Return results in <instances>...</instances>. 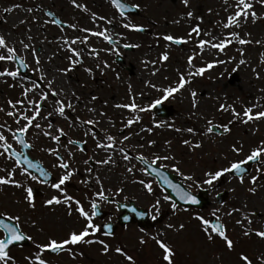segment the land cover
I'll use <instances>...</instances> for the list:
<instances>
[{
    "label": "rangeland",
    "instance_id": "obj_1",
    "mask_svg": "<svg viewBox=\"0 0 264 264\" xmlns=\"http://www.w3.org/2000/svg\"><path fill=\"white\" fill-rule=\"evenodd\" d=\"M177 1H143L144 6L149 5L144 10L147 19L138 20V23H146L147 27L153 30V36H144L148 38L144 42H139L136 36L132 39L135 40L134 42L154 46L153 51L149 53L151 66L149 79L150 84L156 87L151 85L147 88L146 77L139 82L138 76L131 77L124 67L115 62V56H123V52L117 51L116 47L110 45L103 37L82 31L85 28L93 32L107 29L109 34L117 39L115 29L111 26L117 27L118 21L111 13L106 14L105 24L101 25L103 27H95L91 25L83 7L75 12L72 8L74 15L73 18H69V21L76 27L64 37L61 32L52 29L50 20L42 12L44 6L51 5L52 0H0V26L2 29L9 28L10 34L6 35L7 39L9 40L14 32V42L23 50H26L24 44H31L33 47L28 49L30 52L27 53V60L28 64L34 67L41 86L48 90V82L51 81V90L62 89L59 99L65 102L71 101L74 106V110L66 108V116L71 119H65L53 112L56 97L50 95L45 101L47 106L41 111V116H47L49 112H53V115L48 119L37 118L36 122L40 123L43 129L32 127L28 132L29 139L44 155L42 160L46 164L52 161L46 153L50 152L48 149H61V144H57L43 134L44 131L49 130L47 127L49 122L54 125L51 129L53 134H57L56 130L59 128H63L66 134H76L73 129L79 127L88 133L84 137L91 139L92 146L96 150L104 151L103 160L111 157L112 162L108 163L111 169L108 173L111 172L116 178L112 185L117 180L123 179V183L132 181L137 185L139 194L143 195L147 191L145 184L140 183L143 180L152 185V192H147L154 204L157 200L160 201L159 211L154 209V215H157L158 219L154 221L155 226L147 233L140 230L125 232L121 243L108 240L106 243L111 249L108 253L103 251V246L99 243L69 245L65 247L64 253L55 256L45 251L42 258L49 264H167L163 260V249L160 248L157 239L153 238L157 234L160 240L166 241L174 248L175 264H245L241 259L242 254L248 255L253 264H262L264 238L256 235L253 230L264 231V178L258 181V190L255 194L249 191L253 187L251 177L260 175L257 167L252 169L250 176L246 177L243 183L228 177L224 179L221 177L212 185L205 184L204 180L206 172H215L228 167L231 162L243 160L254 147L264 141V119L243 123V117L237 118L231 111V108L235 107L236 111L242 114L246 106H256L254 112L264 111V62H262L264 5L260 3V0H251L258 18L253 19L249 15L247 19H241L239 26L225 29L221 22L226 23L228 16L236 11L233 7L236 0H227V2L225 0H189L187 5L183 0ZM76 2L79 5L84 4V0H76ZM6 8L10 11L5 12ZM188 12H192L193 16L189 18ZM196 25L200 26L203 33H211V37L225 38L229 32H237L241 38L250 40L252 43L241 45L237 39H233L222 52L208 46L201 52L196 34H193L182 48L170 45L163 38L165 35L187 37L191 28ZM78 28H80L79 31ZM122 33L126 34V31L123 30ZM203 33L201 35L205 40L211 39ZM86 36L88 37L86 44L72 45L81 52L83 63L78 64L71 71L62 73L60 69L69 68V57L72 55L67 50L64 39L71 40L76 37L84 39ZM139 38L142 39L140 36ZM94 45L99 48L100 57L94 55L95 57L92 58V55H89L95 49ZM165 52L169 56L167 61L161 59ZM193 55L196 58L190 65L188 58ZM36 59L39 60V64L36 63ZM241 59H245L246 63L240 65ZM134 61V56L129 55L124 66L131 70ZM105 62L109 65L108 67H105ZM208 63H213L214 66L207 69L203 75L192 77L190 84L166 100L175 106L176 116L166 122L157 120L151 114L150 106L157 99L163 100L165 93L162 90L175 86L182 73L186 75L194 67H204ZM90 65L92 67H89ZM8 67H10L8 63L3 62L0 70L8 69ZM88 68L92 69L91 73L86 70ZM41 76L45 79L40 80ZM59 79L66 80L65 86L58 84ZM7 82H12L15 86L12 90L0 95V102L9 100L15 102L22 99L23 85L29 81L14 80L5 76L2 83ZM192 91L197 93L196 107L193 106ZM32 98L38 100L39 95L35 94ZM133 98L137 105L147 110L134 112L131 109L117 107V105L132 103ZM222 104L228 107L221 110ZM10 109L12 111V108ZM137 116L140 120L126 127L127 121L135 120ZM77 118L83 121L91 119L98 123L80 125ZM224 125L230 129L226 135L207 132L209 126H218L220 131L224 132L222 127ZM149 128L152 130L148 131ZM188 128L194 131L189 133ZM107 135L115 138L114 150L97 147L98 141L110 143L106 139ZM124 136H128L129 139L124 140ZM185 140L189 143L185 144ZM233 145L242 148V151L234 152ZM121 147L124 149L123 153L119 150ZM125 153L130 159L124 158ZM139 156L145 157L149 162L155 156L171 157L167 161H158L156 165L179 176L183 184L194 193H198L200 189L213 191L211 206L201 214L173 207L170 199H164L168 195L136 161V157ZM261 159L264 160V157ZM73 160L76 161L75 166L81 165L77 156ZM108 164L104 165L108 167ZM176 167L180 169L178 172L175 170ZM129 168L132 171H128ZM188 176L192 179H186ZM35 183L30 184L34 186ZM52 190L49 188L47 197L39 202L40 204L46 203L53 197ZM223 190L229 193V199L224 205H218L215 196ZM6 199L7 196L0 191V212L4 211L3 204ZM253 212L256 214L252 215ZM23 216L22 222L26 234L31 235L33 239L30 240L28 247L11 253L15 257L16 264H30L29 258L34 259L38 251L37 245L45 244L52 238L60 241L67 238L71 232L82 230L81 220L63 219L64 213L62 214L54 206L45 210L40 208L37 214L35 207L26 205ZM197 217H204L209 221L212 217L219 219L229 238L234 241V248L229 249L226 242L211 233V230L209 234L213 235V239H209V234L205 233L204 226ZM249 218L251 223L248 222ZM180 225H183L182 229ZM246 231L252 234L246 235ZM93 240L99 239L93 238ZM118 247L131 255L134 258L133 261L129 262L124 255L117 253L115 249Z\"/></svg>",
    "mask_w": 264,
    "mask_h": 264
},
{
    "label": "snow or ice",
    "instance_id": "obj_2",
    "mask_svg": "<svg viewBox=\"0 0 264 264\" xmlns=\"http://www.w3.org/2000/svg\"><path fill=\"white\" fill-rule=\"evenodd\" d=\"M73 4L77 7H83L85 11H87L86 6H82L77 4L76 0H72ZM184 4L187 5L189 0H183ZM227 2V0H225ZM112 3L120 10L121 15L123 16L124 11L127 7H129L127 4L121 2V0H112ZM260 3L264 5V0H260ZM131 7L139 8L140 6L137 5H131ZM235 7L236 11L229 15L227 18V22H221L222 27L225 29L233 28L234 26H239L241 19H247L249 15L253 19L258 18V14L254 10V4L251 2V0H236V4L233 5ZM5 12L10 11V9H4ZM51 15V13H49ZM187 16L190 18L193 16L192 12H188ZM94 19H97V17H93ZM98 19H105L103 17H99ZM52 23L59 24L60 21L53 20ZM111 23V21H109ZM71 27L75 28V25H71ZM124 27L130 28L132 30L136 31H142L143 26L136 25L131 22L124 24ZM82 31L88 33L91 32V35L103 37L105 41H107L109 44L113 43V36L109 34L107 29H104L99 32H93L90 29H82ZM203 33V30L200 28L199 25H196L191 28L190 32L188 33L187 37H176L173 35H165L163 38L169 42L181 44V43H187L189 39L192 38L193 34H196L198 38V47L201 49V52L205 49L206 46L210 48H216L219 51H224L225 47L232 43L233 39H237L238 42L241 45L252 43L250 40H245L239 36V33L237 32H229L227 34V37L220 38V37H211V33H203L204 36H209L211 39L205 40L203 36L201 35ZM88 40V37L86 36L84 39H81L79 37H76L75 39L71 40H65L64 43L67 46V50L72 53V55L69 57L70 60V66L66 69H60L62 73H66L68 71H71L73 68H75L78 64L83 63L81 52L77 49L72 47V45L80 43V44H86ZM259 43V41H257ZM137 45H130L125 44L124 47H136ZM31 44H24V48L26 50L32 49ZM241 54L243 55V50L241 49ZM89 55H97L98 51L96 49H93L92 52L89 53ZM195 55L189 56L188 63L191 65L193 64V61L195 60ZM161 59L164 61H167L169 59V56L167 52L163 53L161 56ZM18 62V67H16L14 70L9 69H2L0 70V77H11L14 80L16 79H23L21 76L20 69L21 68H27L29 65L26 63L25 59L21 57L16 49V47L10 46L6 40V38L3 35H0V62ZM223 62V61H221ZM262 62H264V54H262ZM36 63L39 64V60L36 59ZM246 63L245 59H241L239 61L240 65H243ZM107 62H105V67H108ZM213 63H208L204 67H198L193 70H190L186 75L181 74L180 79L177 82L175 86H169L164 88L162 91L165 93L163 100L166 101L169 97L173 96V94L181 91L186 87L187 84L191 83V78L197 75H203L204 72L207 69H211L213 67ZM99 67V65H97ZM89 73L92 72L91 68L86 69ZM257 76L259 74L257 73ZM45 78L43 76L40 77V80H44ZM15 86V85H13ZM48 90H45L40 83L36 81H29L28 83L23 85V92H22V99L17 101L9 100L8 103L12 108V111H9L7 113L8 116L15 117V122L19 125L20 120H24L26 123L23 126L17 127L16 129H12L10 126L5 124H0V157H3L5 159H13L15 161V166H19L22 169V174L31 180H38L40 183L48 184L53 189H56L63 193V199L59 196H53L51 199H48L46 203L48 205H59L61 203H65L67 206L71 207V203L75 202L77 205V210L79 214L85 218L87 221L85 227L80 230L79 232L73 231L69 234V236L63 240L58 241L55 238L50 239L45 244H39L37 245L38 251L36 252L34 259L29 258L30 264H49V262L42 258L43 253L47 250H50L51 252H59L63 251L66 246L69 245H77L80 243H99L103 246V251L105 253H108L111 249L110 246L104 241V240H93L89 237L94 236L96 233L101 231V226L98 224H95L93 222V217L98 215V208L99 205L96 200L91 201V214L89 211L85 210L84 205L79 199H76L72 197L71 195H68L67 192L62 187L66 184V182L70 181L72 176L76 173V169L72 168L70 166V162L65 160L64 157L60 154V151L58 148H51L48 149L51 153L55 154L59 158V164L57 165L59 168L64 170V174L61 175L56 182H52L50 179L51 174L45 170L44 167H42L38 163H34L33 159L29 158V156L23 152V151H14L13 146L11 143L8 142V138L5 135V131L11 134L13 141L18 142L22 148L24 149H30L33 148L34 145L29 143L28 139H26V136L29 132V129L32 127H35L37 129H43V126L36 122L37 118L39 119H48L53 115V112L61 117H66V108L69 110H74V106L71 101L65 102L63 99H59L60 94L62 92V89L59 90H51V81L48 82ZM153 87H156L155 85H152ZM38 94L39 99H33L32 96ZM56 97L54 103H53V112H49L47 116H41V111L47 106L45 104V101L48 100L49 96ZM191 96L193 98V106L196 107V97L197 93L195 91L191 92ZM92 99H96V97H92ZM162 100L157 99L150 107L154 108L157 105L161 104ZM19 106V107H18ZM117 107H123L127 109H131L132 111L139 110L140 112L146 111L147 109L140 107L136 104L135 99L133 98L132 103L130 104H122L117 105ZM228 106L227 105H221L220 109L224 110ZM254 107L256 106H246L243 113H239L236 111L235 107L231 108V111L233 112V115L237 118L243 117L242 122L243 123H249L254 122L256 120L264 119V111L254 112ZM0 111H3L2 108H0ZM31 112L32 114L29 115L28 113ZM140 120V117L137 116L135 120L129 119L127 121L126 127L131 126L133 123L138 122ZM77 122L80 125H95L98 123V121L95 120H87L83 121L80 120V118H77ZM209 124L211 125V121H209ZM159 126V125H157ZM48 131H44L43 134L53 141H55L57 144L60 143L61 138L65 137L67 134L64 132L63 128L57 129V134H53L51 129L54 127L53 123L49 122L47 125ZM223 130L225 132L230 131V129L227 127V125L222 126ZM152 129L149 128L148 131H151ZM214 128L212 126H209L207 128L208 133H212ZM177 131H181L180 129H177ZM187 131L189 133H192L194 129L188 128ZM85 134H88L87 132ZM94 134V133H93ZM106 139L110 142L108 144H105L103 142H97V147L99 148H111L115 149V138L111 135H107ZM124 140H128V136L123 137ZM69 144L71 145H79L81 142L76 140H69ZM86 143V142H85ZM154 143V142H153ZM185 144H188L189 141L185 140ZM196 147H199V145H196ZM122 153L124 152L123 147L119 149ZM232 150L236 153H239L242 151V148H237L235 145L232 146ZM69 155L73 156L74 154L71 153V150L68 149ZM261 157H264V141H261L260 144L256 147H254L250 154L247 155L243 160H238L231 162L228 167H224L222 169L216 170L215 172L209 171L205 173L206 179L204 180V183L207 185H212L215 181H218L221 177H223L225 174H239V180L241 183L244 182L245 175L248 174V165L249 162H256L259 161L257 164V172L260 173L258 176H252L251 177V184L253 187L249 189V191L253 194L257 192V184L258 181L261 178H264V160L261 159ZM125 159H130V157L125 153L124 154ZM91 159V158H90ZM137 159L144 160V163L146 165L144 171L148 172L149 169H151L154 172H157L158 175H163L165 182L168 183L169 187H171L173 190L176 191L179 198L183 201L191 202L192 204H198L199 201L196 197V195L191 194L189 191H185L180 185L174 184L171 181L168 180L167 176L160 173L157 168L154 167V165L157 164L158 161L164 160L167 161L171 159L169 156H155V158L149 162L145 157L139 156ZM112 162L111 157L108 159H104L101 161H96V163L100 164H108ZM89 161L86 160L85 164H88ZM30 168H34L37 170L38 175H32L31 172H29ZM4 171L5 175H0V186L4 185H13L17 188H23L25 191V202L32 208L35 207V196L33 192V188L29 185H27L24 181L17 180L16 177V171L15 167L12 169H0ZM177 172L180 170L178 167L175 169ZM93 169L89 168L88 172L91 173ZM128 171H132L131 168L128 169ZM97 181L99 182V176L96 177ZM186 179L191 180L192 177L188 176ZM83 183H89V180L82 181ZM141 184H145L146 190L148 192H152V185L150 183H146L145 181L141 180ZM119 191H123V189H120ZM96 196L99 197L101 201H108L109 197L105 194V190L103 188V185L101 184V191L96 193ZM165 200H169L170 198L168 196L164 197ZM160 201L157 200L155 204L152 205V208H154L157 212L159 211L158 205ZM173 207H175V204H173ZM132 211L136 213L137 215L143 217L145 213L143 211L136 212V209L133 208ZM234 211H236L234 209ZM256 213L253 212L252 215H255ZM201 220L204 231L206 234H209L210 230L211 233H214L215 235H218L221 237L225 242L229 249L234 248V241L229 238V236L226 233V229L222 224H212L210 221L204 217H197ZM247 218V217H246ZM125 219H128V217H125ZM151 219L153 221H156L158 219L157 215L151 214ZM249 223H251V219L248 220ZM22 218L20 215H12L8 214L6 212H0V264H16L15 257H13L10 254L11 246L14 245L15 242L19 241H25V240H32L33 237L31 235H27L22 226ZM106 227L109 229V233L111 234V228L112 225L108 223ZM169 227H173L172 225H169ZM180 228H183V225H180ZM256 235H258L261 238H264V231L260 230H253ZM246 235L252 234L250 231H246ZM88 238V239H86ZM157 239V243L159 244L160 248L163 249L164 256L163 260L167 262V264H175V250L174 248L169 245L166 241L160 240L159 236L157 234L156 237H153ZM209 239H213V235L209 234ZM144 242L143 240L141 241ZM69 251H71V248H69ZM115 251L121 255H124L126 259L129 262L133 261V257L126 253L125 250L121 248H116ZM241 259L245 262V264H253L252 259L248 255H241ZM262 264H264V258H262Z\"/></svg>",
    "mask_w": 264,
    "mask_h": 264
},
{
    "label": "flooded vegetation",
    "instance_id": "obj_3",
    "mask_svg": "<svg viewBox=\"0 0 264 264\" xmlns=\"http://www.w3.org/2000/svg\"><path fill=\"white\" fill-rule=\"evenodd\" d=\"M127 4L131 5H139V9L141 10L140 13L137 14H128L125 16H122L118 13L116 7L112 3V0H84V4L82 6H86L87 11L86 15L89 16V20L92 23V26L95 27H103L102 24H105V20L107 19L106 14L111 13L113 15V18L118 21L116 26H111L113 29H115V36L117 39L113 38V43L110 44L114 47H116L117 51L123 52L124 55H118V57L121 58V61L117 62L122 67H124L125 71L129 73L131 77L138 76V81L142 82L146 77L145 85L147 88L151 87L152 84H150L149 79V71L151 69V66L149 64V53L153 51V44L148 45V43H138L134 42L133 36L138 37L137 40L139 42H144L146 37L153 36V33H138L136 30H132L130 28L125 29L121 26H124L126 23H133L136 25H141L144 28H148L146 23H138V20H144L147 19L144 10L145 7L149 5H143L144 0H123ZM165 2H168V0H162ZM177 0H171V2H176ZM178 2V1H177ZM79 4V3H77ZM40 8V7H39ZM72 8L75 10H80L81 7H77L73 4L72 0H52V3L50 6H44L43 14L46 15V17L50 20L52 29L57 32H61L62 35L67 36L69 32L73 29L71 27L72 23L69 21V18H73L72 16L74 13L72 12ZM93 12V13H92ZM51 13V15H49ZM97 17V19H94L93 17ZM86 16V19H88ZM99 17H103L105 19L101 20L98 19ZM60 21L59 24L52 23V21ZM121 20V21H120ZM122 28V30H121ZM78 31L80 28L77 29ZM125 30L126 34H123L122 31ZM119 31V32H118ZM10 34L9 28L2 29V26H0V35H3L8 44L10 46H15L19 55L23 57L28 64V57L27 53L30 52V50H23L21 46H19L17 43H15V39H13V36L15 35L14 32H12L11 38L8 40L6 35ZM125 36V38H123ZM142 37L141 38H139ZM122 39L131 40L130 42H124ZM140 39V40H139ZM66 40V38L64 39ZM125 44L130 45H137L136 47H128L125 48ZM145 44V45H144ZM147 47L146 50L142 47ZM94 48L99 52V48L94 45ZM129 55L134 56L135 61L134 64L130 68L127 66H124L126 63V58H128ZM117 57V58H118ZM116 58V56H115ZM116 58V59H117ZM8 63V69L14 70L16 67H18V62H7ZM3 62H0V66ZM29 67L27 68H21V76L23 77V80L25 81H38L35 72L34 67L28 64ZM134 65V66H133ZM142 74V75H141ZM7 77V76H6ZM11 78V77H7ZM4 77H0V95L5 93L6 91L12 90L13 83L7 82L2 83V80ZM21 80V79H19ZM8 101L6 102H0V108L3 109V111H0V124H7L12 129H16L17 127L23 126L25 123L23 120H20L19 125L15 122V117L8 116L7 113L11 111V106L9 107ZM19 107V106H18ZM177 112V111H176ZM65 119H71V117L66 116ZM73 121V120H72ZM73 131L76 132V134H67L65 137L61 138L60 144H61V151L60 154L64 157L65 160L70 162V166L74 169H76V173L72 176V180L74 182H67L62 187L67 192L68 195H71L72 197L79 199L82 204L85 207L86 211H89L91 214V201L96 200L99 208H98V215L93 217V222L95 224H98L101 226V231L96 233L94 237H98L104 240H113L116 241V243H121L123 234L125 232H137L140 230L143 233H147L150 228H153V220L151 219V214H154V208H152V205L154 204V201L150 199V194L146 191L143 193V195L139 194V189L136 184H133L132 181H126L127 183H123V179L121 181L117 180L115 184L112 185L113 181H115L114 174L111 172L108 173L111 169V167L108 164V167H106L104 164L96 163V161L103 160V156L105 155L103 150H96L91 143L90 138H86L84 130H82L79 127H74ZM5 135L8 138V142L12 144L14 151H23L26 152L27 149L22 148V146L16 142L13 141L12 136L10 133L5 131ZM84 137V138H83ZM26 139H28L29 143L33 144L34 147L29 149V156L37 161H40L41 163L44 162L46 169L52 174L54 178V182L58 180V178L64 174V170L59 168L57 165L59 164V158L51 153L46 152L48 154V158L52 161H49V163H45V161L42 160V153L40 150H37V145L29 139V135L27 134ZM69 140H76L81 142L82 146L79 145H71L68 143ZM86 142V143H85ZM64 144V145H63ZM68 149L71 150V153H73V156L69 155ZM38 154V156H37ZM77 156V158L80 160L81 165H76V161L73 160V158ZM91 158V159H90ZM98 158L99 160H97ZM88 160L89 163L85 164V161ZM11 167V168H10ZM15 167L16 171V179L24 181L27 185L33 186L30 183L36 182L34 184V187H38V189H41V196L35 199V212L38 214V210L40 208L49 209L51 207L58 208L59 211L64 213L63 219H66L68 221H73V219H79L82 221V229L85 227L87 221L85 218H83L78 210L77 205L75 202L71 203V207L67 206L65 203H61L59 205L53 204V205H44L40 204L42 200H44L47 197L48 190L50 188V185L40 183L38 180H31L30 178L24 176L22 174V169L19 166H15V161L13 159H5L3 157H0V169H12ZM91 168L93 171L91 173L88 172V169ZM6 173L2 170H0V175H5ZM99 176V182L97 181L96 177ZM89 180V183H83L82 181ZM101 184L103 185V188L105 190V194L109 197L108 201H101L99 197L96 196V193L101 191ZM110 184V185H107ZM120 189H123V191H119ZM0 191L4 192V195L7 196V199L4 201L3 204V212H6L8 214L12 215H20L23 219V215L26 212V205H28L25 202V191L23 188H17L13 185H4L0 186ZM53 196H59L63 198V193L54 189L52 190ZM1 202V200H0ZM135 208L136 212L143 211L145 215L143 217L137 215L132 211V209ZM63 209V210H62ZM56 218L57 216L54 215ZM125 217H128V219H125ZM146 217L149 221V227H142L140 224L137 223V220H140V218ZM123 218L124 222H127L126 225H122L120 220ZM110 223L112 225V229L114 230L113 235L106 236L103 232L106 230V225ZM24 232L26 233L23 222L21 224ZM21 249L20 247L13 248L12 251H17Z\"/></svg>",
    "mask_w": 264,
    "mask_h": 264
},
{
    "label": "water",
    "instance_id": "obj_4",
    "mask_svg": "<svg viewBox=\"0 0 264 264\" xmlns=\"http://www.w3.org/2000/svg\"><path fill=\"white\" fill-rule=\"evenodd\" d=\"M254 163L255 162H249V165L248 166L251 167L252 165H254ZM29 170L32 171V172H37V170L34 169V168H30ZM149 171L151 172L152 175H154V176H156L158 178V180L160 182V186L162 188H164L170 194L171 198L175 201L176 204L181 205L183 207H188V208L195 207V208H199V209H204V207L206 206V204L209 203L208 198H204V196H207V192H201L199 195L196 196L197 199H198V201H199L198 204H192L191 202L181 200L179 198L178 194L176 193V191L173 190L171 187H169L168 183L165 182L163 175H158L157 172H154L151 169H149ZM158 171L160 173L166 175L167 178H168V180L171 181L172 183H174L173 182V178H174L173 176L168 175L166 172H164V171H162L160 169H158ZM248 173H249V170H248ZM232 175H236V176L239 177V174L232 173ZM174 184H178V185H180V187H182V185L179 184V183H174ZM184 190L187 191L186 189H184ZM226 198H227V194L226 193L220 195L219 196V203H223ZM212 224H219V223H218V221H212Z\"/></svg>",
    "mask_w": 264,
    "mask_h": 264
},
{
    "label": "bare ground",
    "instance_id": "obj_5",
    "mask_svg": "<svg viewBox=\"0 0 264 264\" xmlns=\"http://www.w3.org/2000/svg\"><path fill=\"white\" fill-rule=\"evenodd\" d=\"M58 84L61 85V86H65V84H66V80H64V79H59V80H58Z\"/></svg>",
    "mask_w": 264,
    "mask_h": 264
}]
</instances>
